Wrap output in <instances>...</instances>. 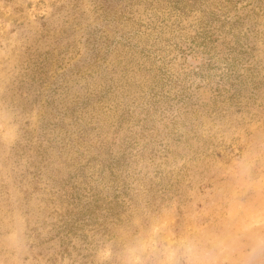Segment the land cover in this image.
I'll return each instance as SVG.
<instances>
[{"label":"rangeland","instance_id":"374dc122","mask_svg":"<svg viewBox=\"0 0 264 264\" xmlns=\"http://www.w3.org/2000/svg\"><path fill=\"white\" fill-rule=\"evenodd\" d=\"M154 220L264 264V0H0V264Z\"/></svg>","mask_w":264,"mask_h":264},{"label":"clouds","instance_id":"9594fccd","mask_svg":"<svg viewBox=\"0 0 264 264\" xmlns=\"http://www.w3.org/2000/svg\"><path fill=\"white\" fill-rule=\"evenodd\" d=\"M98 264H215L208 242L192 234L174 233L161 220L138 226L118 245L104 244L97 252Z\"/></svg>","mask_w":264,"mask_h":264}]
</instances>
